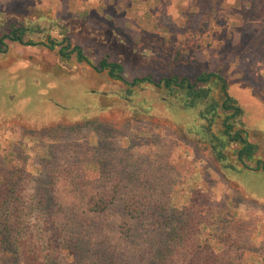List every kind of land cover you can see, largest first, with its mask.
I'll use <instances>...</instances> for the list:
<instances>
[{
    "label": "rangeland",
    "instance_id": "374dc122",
    "mask_svg": "<svg viewBox=\"0 0 264 264\" xmlns=\"http://www.w3.org/2000/svg\"><path fill=\"white\" fill-rule=\"evenodd\" d=\"M11 24L26 28L24 40L39 43H0V173L21 169L24 206L50 165L85 169L95 188L113 184L123 166H135L137 184L155 186L150 198L160 194L173 210L194 202L213 212L200 226L201 240L219 246L210 232L221 216L248 222L243 262L264 264V171L253 169L256 159L264 162V0H0V37ZM49 39L53 49L44 45ZM66 43L94 64L120 63L129 82L220 74L242 108L234 128L255 144L254 158L241 164L240 144L230 141L219 160L210 133L219 135L220 119L209 130L197 108L183 107L162 88L144 83L129 91L74 53L60 56ZM56 183L63 210L55 223L67 217L68 206L81 216L84 206L69 182ZM118 214L87 215L91 248L105 236L131 261L137 236L122 237ZM37 215L26 216L25 224L42 250L49 233Z\"/></svg>",
    "mask_w": 264,
    "mask_h": 264
},
{
    "label": "trees",
    "instance_id": "16d2710c",
    "mask_svg": "<svg viewBox=\"0 0 264 264\" xmlns=\"http://www.w3.org/2000/svg\"><path fill=\"white\" fill-rule=\"evenodd\" d=\"M8 28V33L0 37L1 44L5 38L24 45L39 44L24 40L26 28L21 24H11ZM44 45L53 49L56 42L49 39ZM69 48V43L61 46L59 55L67 59L74 53L77 61L87 63L96 72H106L109 78L125 84L129 91L130 87L147 83L166 90L183 107L197 108L209 130L220 119L219 135L210 133L212 148H218L219 160L225 157L223 150L230 141L240 144L236 153L241 164L254 158L255 144L249 142L241 130L234 128V118L242 113V108L227 92L226 81L220 74L200 72L194 77L170 74L158 79L147 75L129 82L121 74L123 66L120 63L103 58L94 64L79 46ZM200 103H205V108H198ZM191 130L200 132L198 128ZM202 132L206 135L205 130ZM86 164L88 161H84ZM253 169L264 171V162L256 159ZM44 171L45 177L31 195L28 206H24L21 169L10 168L0 173V264H244V253L248 250L245 243L250 228L248 222H234L221 216L212 222L210 232V239L216 240L219 246L207 238L201 240L200 226L213 212L194 202L181 210H173L160 194L150 198L155 186L137 184L135 166H123L118 180L96 188L85 169L67 170L50 165ZM60 178L67 180L70 191L81 198L84 213L77 216L73 206H68L65 209L67 217L55 223V215L63 210L56 183ZM115 210L119 211L120 222L116 228L122 237L137 236V257L131 253V261H125L124 251L108 246L105 236L101 241L96 240L98 247L91 248L93 235L85 225V218L87 215L106 216ZM34 212L40 214L38 220L42 217L40 229L49 233H43V251L41 242L34 240L32 230L29 231L25 224V217Z\"/></svg>",
    "mask_w": 264,
    "mask_h": 264
}]
</instances>
